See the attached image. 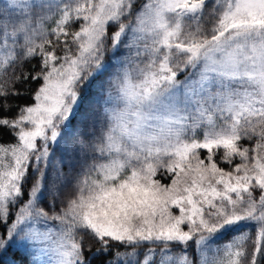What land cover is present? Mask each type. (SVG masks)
Returning <instances> with one entry per match:
<instances>
[{
  "label": "snow or ice",
  "instance_id": "1",
  "mask_svg": "<svg viewBox=\"0 0 264 264\" xmlns=\"http://www.w3.org/2000/svg\"><path fill=\"white\" fill-rule=\"evenodd\" d=\"M13 109L0 264H264V0H0Z\"/></svg>",
  "mask_w": 264,
  "mask_h": 264
},
{
  "label": "trees",
  "instance_id": "2",
  "mask_svg": "<svg viewBox=\"0 0 264 264\" xmlns=\"http://www.w3.org/2000/svg\"><path fill=\"white\" fill-rule=\"evenodd\" d=\"M32 65L29 64V65H26L25 67V70H27L28 68H31ZM17 87H20L19 85H17ZM36 87H38L37 84H32V89H35ZM31 92H29V95L28 97L26 98H22V99H17V100H13L11 101V103H14L16 105H24V104H29L31 103ZM16 110L13 109L12 111L10 112H3V111H0V116H7L8 118H15L16 116ZM9 140H11V137L9 135H7V133H5L4 137H3V142L4 143H7ZM221 167H226L225 165L221 164L220 165ZM165 182V180H164ZM95 250V248H93V251Z\"/></svg>",
  "mask_w": 264,
  "mask_h": 264
},
{
  "label": "rangeland",
  "instance_id": "3",
  "mask_svg": "<svg viewBox=\"0 0 264 264\" xmlns=\"http://www.w3.org/2000/svg\"><path fill=\"white\" fill-rule=\"evenodd\" d=\"M203 156H204V153L202 152V157L201 158H203ZM226 167L225 168H227L228 166L227 165H225ZM164 183H168V181L167 180H165V182ZM175 214H178V210H176V209H173L172 210ZM54 223V222H53Z\"/></svg>",
  "mask_w": 264,
  "mask_h": 264
}]
</instances>
